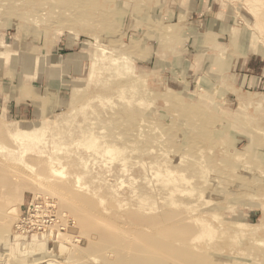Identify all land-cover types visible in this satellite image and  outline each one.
Segmentation results:
<instances>
[{
  "label": "rangeland",
  "instance_id": "obj_1",
  "mask_svg": "<svg viewBox=\"0 0 264 264\" xmlns=\"http://www.w3.org/2000/svg\"><path fill=\"white\" fill-rule=\"evenodd\" d=\"M226 1L241 32L234 45L264 57V0ZM182 3L0 0V77L36 87L49 78L68 82L63 107H37L25 120L0 115V176L23 185L12 201L0 185V264H104L137 229L150 233L190 215L196 234L211 227L202 237L209 264H264V82L244 76L242 66L230 76L192 75L183 60L188 37L166 15ZM54 183L93 201L109 235L85 234L73 196L53 192ZM45 200L66 229L17 234L28 206ZM132 211L169 220L150 229Z\"/></svg>",
  "mask_w": 264,
  "mask_h": 264
},
{
  "label": "crops",
  "instance_id": "obj_2",
  "mask_svg": "<svg viewBox=\"0 0 264 264\" xmlns=\"http://www.w3.org/2000/svg\"><path fill=\"white\" fill-rule=\"evenodd\" d=\"M182 1L167 0V3L183 4ZM166 15L173 22L177 20L173 26L188 37L183 60L192 69V75L211 76L219 72L230 76L234 69L242 66L246 71L244 76L256 83L264 82V57L254 53L255 50L250 51L248 47L245 49L240 46L244 50L234 45L241 37V32L234 22V10L230 2L186 0L185 6L182 5L178 11L173 8ZM71 72L72 68L69 74ZM3 78L0 77V115L25 120L36 114L37 107L45 112L52 107H63L66 103V80L49 78L36 87L35 81L8 83Z\"/></svg>",
  "mask_w": 264,
  "mask_h": 264
},
{
  "label": "bare ground",
  "instance_id": "obj_3",
  "mask_svg": "<svg viewBox=\"0 0 264 264\" xmlns=\"http://www.w3.org/2000/svg\"><path fill=\"white\" fill-rule=\"evenodd\" d=\"M18 3V2H17ZM20 3H21V1H20ZM62 11V10H61ZM84 11V10H83ZM107 12V11H106ZM104 13V12H103ZM68 14V13H67ZM66 14V15H67ZM73 14V13H72ZM78 14V13H77ZM77 14H74V15H77ZM73 15V16H74ZM103 15V14H102ZM107 15V14H106ZM109 15V14H108ZM61 17V16H60ZM62 18V17H61ZM64 18V17H63ZM107 18H108V16H107ZM65 19V18H64ZM61 20V19H60ZM63 20V19H62ZM107 20H109V19H107ZM107 20H106V18H105V21H104V23L106 22L107 23ZM102 21H103V19H102ZM61 23V22H60ZM91 23V22H90ZM111 24V23H110ZM106 27V26H105ZM106 29H107V27H106ZM105 29V30H106ZM82 31H83V28H82ZM86 31V30H85ZM92 31V30H91ZM89 32V31H88ZM94 32V31H93ZM96 34V33H95ZM99 41V40H98ZM100 44V43H99ZM107 84H109V83H107ZM108 88V87H107ZM120 98V100L123 98H121V97H119ZM103 99V98H102ZM104 100V99H103ZM109 100V99H108ZM119 100V99H118ZM124 100L126 101V98L125 99H123V103H124ZM136 100V99H135ZM112 102V101H111ZM110 102V103H111ZM128 102H131V101H128L127 100V103ZM133 102V101H132ZM107 103H108V101H107ZM109 104V103H108ZM110 106H111V104H109ZM124 105V104H123ZM126 105V104H125ZM128 105L130 106L131 104L130 103H128ZM137 105V104H136ZM152 105V104H151ZM111 107H113V105L111 106ZM114 108H115V106H114ZM150 108H152V107H150ZM91 109V108H90ZM104 109V108H103ZM105 110V109H104ZM93 113H95V112H93ZM97 114V113H96ZM101 114V113H100ZM98 115V114H97ZM101 116L103 117V115L101 114ZM106 116V119H107V115H105ZM92 117V116H91ZM87 118V117H86ZM98 118H100V115H99V117ZM95 119V118H94ZM97 120V119H96ZM87 121V120H86ZM95 121H92V123H94ZM108 122V121H107ZM85 123V122H84ZM83 123V124H84ZM87 123L89 124V121H87ZM91 123V122H90ZM123 123V122H122ZM96 124V123H95ZM125 124V123H124ZM92 125V124H91ZM97 125V124H96ZM95 125V126H96ZM101 125V124H100ZM88 126V125H87ZM94 125H93V127H91L90 126V128H94L95 127ZM102 126V125H101ZM103 126H105V125H103ZM102 126V127H103ZM107 126V125H106ZM110 126H111V124H110ZM110 126H107L108 128L110 127ZM89 127V126H88ZM123 127V126H122ZM131 127V126H130ZM112 128V127H111ZM121 128V127H120ZM135 128V127H134ZM86 129H87V127H86ZM85 129V130H86ZM122 129V128H121ZM90 130V129H89ZM89 130H87L86 132H88ZM102 130V129H101ZM98 131L99 133H101L102 131ZM103 132H105L106 130L103 128ZM97 131V130H96ZM132 131V130H131ZM135 131V130H134ZM83 132H84V130H82L81 131V134H83ZM90 132V131H89ZM98 132H96V134H98ZM108 132V131H107ZM107 132H105V133H107ZM109 132H111V130L109 131ZM108 132V134L109 135H111L110 133ZM92 133H95V131H93ZM92 133L90 132V134H91V136H92ZM141 133V132H140ZM139 133V134H140ZM85 134V133H84ZM94 135V134H93ZM109 135H108V137H109ZM113 135V134H112ZM141 135H143L142 133H141ZM140 135V136H141ZM86 136H88V135H86ZM104 136V135H103ZM107 135H105V137H106ZM93 137V136H92ZM94 137L96 138L97 136L96 135H94ZM99 137V136H98ZM97 137V138H98ZM100 137H101V134H100ZM100 137L98 138V139H100ZM110 137H112V136H110ZM142 138H143V136H141ZM146 136H144V138H145ZM91 138V137H90ZM113 138V137H112ZM138 138H140V137H138ZM148 138V137H147ZM103 139H104V137H103ZM103 139H102V142H103ZM111 139V138H110ZM115 139H116V137H115ZM105 140H107L106 138H105ZM109 140V139H108ZM166 140V139H165ZM88 141H89V139H88ZM99 141H101V139L99 140ZM111 141L113 142V139H111ZM115 141V140H114ZM139 141H141V139L139 140ZM143 141H144V139H143ZM143 141L141 142V143H143ZM145 141H147V140H145ZM94 142H96V141H94ZM108 143V142H107ZM156 143V142H155ZM171 143V142H170ZM109 144H110V142H109ZM112 145H114V143L112 144ZM202 145V144H201ZM112 148H114V147H116L115 145H114V147L113 146H111ZM150 147V146H149ZM116 148H118V147H116ZM100 150V149H99ZM98 150V151H99ZM176 150V149H175ZM97 151V150H96ZM96 151H94V153L96 152ZM197 151H200V150H197ZM202 151V150H201ZM167 156V155H166ZM208 156V155H207ZM197 157V156H196ZM195 157V158H196ZM64 158H65V156H64ZM56 159H59V158H56ZM183 159H185V158H183ZM61 160H62V157H61ZM64 160V159H63ZM63 160H62V162H63ZM65 160H66V158H65ZM181 160V159H180ZM200 160V159H199ZM68 161V160H67ZM129 162L131 161V160H128ZM59 162H61V161H59ZM41 163V162H40ZM205 163V162H204ZM51 164V163H50ZM183 164V163H182ZM241 166V165H240ZM247 166V165H246ZM153 167V166H152ZM242 167V166H241ZM51 168V167H50ZM56 168V167H55ZM148 168H150V167H148ZM243 168V167H242ZM241 168V169H242ZM246 169H248V168H246ZM52 170V169H51ZM166 170V169H165ZM52 171H54V170H52ZM52 171H50L51 172V174L53 173ZM86 171V170H85ZM155 171V170H154ZM153 171V172H154ZM209 171V170H208ZM207 171V172H208ZM56 173H57V171H55ZM87 172V171H86ZM159 172V171H158ZM210 172V171H209ZM248 172V171H247ZM59 173V172H58ZM88 173V172H87ZM161 173V172H160ZM159 173V175H161ZM204 173V172H203ZM54 174V173H53ZM52 174V175H53ZM89 174V176L91 175L90 174V172L88 173ZM166 174H167V172H166ZM169 174V173H168ZM167 174V175H168ZM262 174V173H261ZM12 175V174H11ZM51 175V176H52ZM56 175V174H55ZM152 175V174H151ZM172 175V174H171ZM183 175V174H182ZM169 176H170V174H169ZM184 176V175H183ZM211 176V175H210ZM253 176V175H252ZM17 176H15V175H13V177L11 176H9L8 174H3V175H1L0 176V185L2 186V187H9L10 189H9V193L7 194V195H9L8 197H9V199H10V201H12L13 200V198L14 197H16V195H18V193H20V191H21V189L23 188V185H17L16 184V186H14V183L13 182H15L16 180H13V178H16ZM53 177V176H52ZM87 177V176H86ZM157 177V176H156ZM165 177H167L168 178V176H165ZM154 178V177H153ZM171 180V179H170ZM182 181V180H181ZM207 181V180H206ZM210 180H208V182H209ZM99 183H100V180L98 181ZM192 182H194V179H193V181ZM164 183V182H163ZM162 183V184H163ZM171 183V182H170ZM207 183V182H206ZM55 184V183H54ZM60 183H57V184H55V185H53V192H54V190H55V193H57V194H59L60 196H64L65 197V195H72L73 196V200H74V202L72 203V204H70L69 206H70V209L73 211V214H74V217L76 218V220L78 221V223H79V226H80V228L83 230V232L85 233V234H90V233H98V234H100V235H104V234H107L108 232L110 233L111 232V230L109 229V227L107 228V226H106V219L103 217V215L98 211V209L97 210H94L93 209V205H92V203H93V201L91 202L90 200H88L89 198L87 197V199L86 198H83V197H80V196H78L76 193H74V192H72L70 189H69V186H67L65 183H64V185H59ZM169 184V183H168ZM174 184H175V182H174ZM183 184V183H182ZM153 185V184H152ZM166 185V184H165ZM170 185V184H169ZM176 185V184H175ZM175 185H173V186H175ZM262 185V184H261ZM172 186V185H171ZM177 186V185H176ZM175 186V187H176ZM163 188L165 187V186H162ZM174 187V188H175ZM168 188H169V186H168ZM178 188V187H177ZM179 188H180V186H179ZM178 188V189H179ZM187 188V187H186ZM264 188V187H263ZM51 189V188H50ZM181 189V188H180ZM190 190V189H189ZM192 190V189H191ZM177 191H179V190H177ZM187 191V190H186ZM181 192H182V189H181ZM159 193V192H158ZM185 193V192H184ZM201 193V192H200ZM190 194V193H189ZM204 195H205V193H203ZM0 195H2V192L0 193ZM175 195V194H174ZM184 195V194H183ZM204 195H203V197H204ZM206 195H208L209 196V194H206ZM205 195V198H207V196ZM218 195V194H217ZM173 196V195H172ZM194 196V195H193ZM85 197V196H84ZM201 197H202V195H201ZM202 197V198H203ZM212 197V196H211ZM218 197V196H217ZM38 198V197H37ZM167 198V197H166ZM169 198V197H168ZM173 198V197H172ZM171 198V200H173ZM202 198H200V199H202ZM147 199H148V197H147ZM147 199H145V200H147ZM150 199H152V198H150ZM204 199V198H203ZM93 200V199H92ZM158 200H159V198H158ZM210 200V199H209ZM33 201V200H32ZM149 201V200H148ZM166 201V200H165ZM176 200H174V202H175ZM199 201V200H198ZM205 201V200H204ZM204 201H202V202H204ZM213 201V200H212ZM34 202V201H33ZM37 202V201H36ZM45 202H48L47 200H45ZM95 202V201H94ZM154 202V201H153ZM159 202H162V201H159ZM172 203H174L173 201H171ZM208 202H210V201H208ZM150 203L151 202H149V204L147 203V205H150ZM155 203V202H154ZM158 203V202H157ZM157 203H155V204H157ZM199 203H200V201H199ZM151 204H153V203H151ZM171 204V203H170ZM177 204V203H176ZM196 204H198V203H196ZM195 204V205H196ZM209 203H207V205H208ZM211 204V203H210ZM215 204V203H214ZM95 205V204H94ZM178 205H182V204H180V203H178ZM178 205H175V207L176 206H178ZM185 205V204H184ZM194 205V206H195ZM206 205V204H205ZM207 205H206V207H207ZM153 206V208L152 209H154V205H152ZM151 206V207H152ZM170 206V205H169ZM189 206V205H188ZM0 207L2 208L3 206L2 205H0ZM96 207H97V205H96ZM150 207V206H149ZM150 207V208H151ZM184 207V206H183ZM186 207V206H185ZM191 207V206H190ZM196 207V206H195ZM0 208V209H1ZM157 208V207H156ZM187 208V207H186ZM189 208V207H188ZM159 209V208H158ZM200 209V208H199ZM198 209V210H199ZM202 209V208H201ZM139 210V209H138ZM138 210H136L137 212H138ZM151 210V209H150ZM179 210V209H178ZM207 210H208V207H207ZM177 211V210H176ZM171 212V211H170ZM11 213V212H10ZM131 213V212H130ZM161 213H163V212H161ZM167 214V212H164V214ZM174 213V215H175V213L176 212H173ZM194 212H192V214H193ZM205 213V212H204ZM57 214V213H56ZM181 214V213H180ZM188 214L189 213H187L186 215L188 216ZM9 215H11V214H9ZM148 215V214H147ZM176 215H178V214H176ZM130 216V215H129ZM67 217V216H66ZM185 217V216H184ZM216 217H218V216H216ZM106 218L107 219H109L107 216H106ZM131 218H132V220H134V222H136L138 225H145V226H147L148 228H152V227H154L155 225H157V223H159V220L160 221H163L164 222V220H165V222H166V220L168 219L166 216H163V217H149V215H148V217L147 216H142L140 213H136L135 211H134V213H133V211H132V214H131ZM220 218V217H219ZM219 218H217L218 220H219ZM177 219V220H176ZM174 218L173 217V219H172V221H171V223H167V225L165 224L164 226H162V228L161 229H158V227H157V229L158 230H155L154 228V231L153 232H150V233H148L147 231L145 232L144 230H142V229H137L134 233L132 232L131 234H133L134 236H132L131 238V240H129V242L127 243V245H126V247H124V248H122V249H120V251L118 252V255H117V259L116 260H114V261H109V259L108 260H105V262H104V264H209L210 262V259L208 258V253H209V251H208V249H207V247H206V245H203L202 244V242H203V239H202V237H205L204 235L207 233H209V231H210V229H209V227L207 226V227H205V225H202L203 227H202V229H200L201 231H198L197 232V234H196V231H195V229H194V227L193 228H191V227H189L188 225V223H190L189 221L191 220V215H190V219H189V221H187V220H183V219H178V218ZM193 219V218H192ZM202 219V218H201ZM6 220V219H5ZM114 220V219H113ZM113 220H111V221H113ZM169 220V219H168ZM196 220V219H195ZM195 220H192V222L193 221H195ZM198 220H200V219H197V221ZM64 221V222H63ZM63 225L65 226L66 224H65V219H63ZM68 221V220H67ZM110 221V220H109ZM114 221H116V220H114ZM113 221V222H114ZM117 221H119V220H117ZM196 221V222H197ZM202 221V220H201ZM200 221V223H202ZM216 221V220H215ZM162 222V223H163ZM170 222V221H169ZM191 222V223H192ZM195 222V223H196ZM199 222V221H198ZM206 222V221H205ZM208 222V221H207ZM223 222V221H222ZM67 223V222H66ZM111 223V222H110ZM110 223H108V224H110ZM161 223V222H160ZM199 223V224H200ZM225 223V222H224ZM211 224V223H210ZM210 224H208V225H210ZM220 224H222L221 223V220H220ZM196 225H197V227L199 226L198 225V223H196ZM191 226H194V223L193 224H191ZM212 226V225H211ZM222 226V225H221ZM66 227L67 226H65V229H66ZM200 227V226H199ZM79 228V229H80ZM211 228V227H210ZM197 230L199 229V228H196ZM209 230V231H208ZM212 230H214V229H212ZM127 231H128V229H127ZM215 231H217V230H215ZM129 232H131V231H129ZM109 233L107 234V235H109ZM127 233V232H126ZM210 233H214L213 231L212 232H210ZM217 233V232H216ZM214 234V236L213 237H218V236H216L217 234ZM124 235V234H123ZM211 235H213V234H211ZM222 235V234H221ZM220 235V236H221ZM94 236H96V235H94ZM111 237H112V235H111ZM208 237V236H207ZM212 237V242L216 239H214ZM104 238V237H103ZM124 238H126V236H124ZM211 238V237H210ZM210 238H209V241H211L210 240ZM221 238V237H220ZM222 238H223V236H222ZM206 239H208V238H206ZM104 241V240H103ZM208 241V242H209ZM100 242V241H99ZM127 242V241H126ZM206 242V241H205ZM204 242V243H205ZM211 242V243H212ZM215 242V241H214ZM95 244H94V247L95 248H97V247H99V246H101V244H103V243H101V244H98V243H96V242H94ZM105 243V242H104ZM116 243H118L119 244V242H116ZM207 243V242H206ZM122 244V243H121ZM125 244V243H124ZM209 244V243H208ZM117 245V244H116ZM210 245V244H209ZM212 245H213V243H212ZM105 246V245H104ZM110 246H111V243H110ZM109 246V247H110ZM106 247V246H105ZM105 247H104V249H102V250H105ZM116 247V246H115ZM215 247V246H214ZM99 248H101V247H99ZM107 248V247H106ZM111 248H113V247H111ZM212 248H213V246H212ZM109 249V248H108ZM116 249H118V248H116ZM209 249H210V246H209ZM96 250V249H95ZM101 250V249H100ZM119 250V249H118ZM105 251H107V250H105ZM105 251H103V252H105ZM110 251V250H109ZM109 253V252H108ZM104 255V254H103ZM108 254L106 253V256H107ZM111 255V254H110Z\"/></svg>",
  "mask_w": 264,
  "mask_h": 264
},
{
  "label": "built area",
  "instance_id": "obj_4",
  "mask_svg": "<svg viewBox=\"0 0 264 264\" xmlns=\"http://www.w3.org/2000/svg\"><path fill=\"white\" fill-rule=\"evenodd\" d=\"M47 230L51 232L56 230L57 233L65 230L62 219L54 210V205L45 201L31 203L17 226V234L27 236L30 233L34 235Z\"/></svg>",
  "mask_w": 264,
  "mask_h": 264
}]
</instances>
